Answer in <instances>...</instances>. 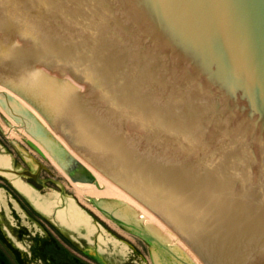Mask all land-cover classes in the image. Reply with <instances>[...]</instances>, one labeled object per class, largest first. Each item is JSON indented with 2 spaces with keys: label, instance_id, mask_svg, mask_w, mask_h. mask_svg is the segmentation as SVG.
Here are the masks:
<instances>
[{
  "label": "water",
  "instance_id": "1",
  "mask_svg": "<svg viewBox=\"0 0 264 264\" xmlns=\"http://www.w3.org/2000/svg\"><path fill=\"white\" fill-rule=\"evenodd\" d=\"M0 17L31 58L0 101L86 163L95 182L81 165L78 184L123 189L162 219L90 197L134 225L117 223L153 264H264V0H0ZM54 73L82 102L55 100Z\"/></svg>",
  "mask_w": 264,
  "mask_h": 264
},
{
  "label": "rangeland",
  "instance_id": "2",
  "mask_svg": "<svg viewBox=\"0 0 264 264\" xmlns=\"http://www.w3.org/2000/svg\"><path fill=\"white\" fill-rule=\"evenodd\" d=\"M5 108L1 105L0 107V156H5L4 154H12L15 155L16 158V168H25L27 163L22 160L21 158V153L23 154L24 151H29L30 153H33V150L28 149L25 147L24 140L25 139H32L29 136L24 138V133H23V126L13 117L10 116L6 111ZM10 116V117H9ZM11 129V130H10ZM6 136H10L9 140L11 141L13 139L14 142H10ZM36 141V140H35ZM36 143H38L36 141ZM17 147V150L15 147ZM1 158V157H0ZM44 162L48 163V166L55 170L57 177L60 179H63V176L61 175L60 172L57 171L55 168L56 164H51L47 159L44 158ZM60 174V175H59ZM13 177V182L17 179H23L26 181L25 178H20L17 175L12 176ZM52 189H58L57 186L54 185H48ZM10 188H12L6 180L2 182V188L0 190V203L2 200L3 203V208H8V205L6 203L5 196L8 199H16L17 201H20V196H18L16 193H14ZM48 191H51L49 189ZM72 190H67V195L71 196L72 195ZM78 198V197H77ZM12 201L13 207L16 209L20 215H23L24 213L22 212V209H27L24 205L20 204L17 205L14 200ZM23 203V202H22ZM90 203V202H89ZM89 203L82 202L80 201L82 209L87 213L88 216L91 217V220L94 223H98L100 228L98 231L93 230L92 235L93 237L95 236L96 239L90 240L87 239L86 245L91 249L95 248L100 251V254L102 253L104 255V259L108 261V264H153L147 243L144 241V239L135 234L132 233L119 224L115 223L112 221L107 215L103 214L100 210L94 209ZM32 217L35 215L31 214ZM5 225L8 226L7 221H3ZM8 228V227H7ZM9 229V228H8ZM84 229V228H83ZM52 231V236L54 238L59 237L57 235L56 231L54 232L53 229H50ZM70 231V230H69ZM96 231V232H95ZM81 232V231H78ZM78 232L71 231L73 235H81ZM100 232V235H96V233ZM72 234L71 237L73 236ZM67 236H70L69 233H66ZM84 235V233H83ZM85 236V235H84ZM60 238V237H59ZM61 245H63L69 252L70 250L73 251L74 247L70 244H68L64 239H59ZM88 243V244H87ZM84 245H82L83 247ZM70 248V250H69ZM76 250V249H74ZM58 258L56 260L57 263H63V253H57ZM70 254H72L70 252ZM80 254V253H79ZM73 255V254H72ZM65 260H67L66 256ZM83 257H79V261H81ZM53 262V261H52ZM83 264H93L92 261L87 260L83 262ZM96 264V263H94Z\"/></svg>",
  "mask_w": 264,
  "mask_h": 264
},
{
  "label": "bare ground",
  "instance_id": "3",
  "mask_svg": "<svg viewBox=\"0 0 264 264\" xmlns=\"http://www.w3.org/2000/svg\"><path fill=\"white\" fill-rule=\"evenodd\" d=\"M0 107H1V104H0ZM23 129H24L23 133L25 135L33 136L25 128ZM47 155L51 157L49 153ZM0 157H1L0 164L8 163V159L6 156H0ZM55 163H56L55 168L57 169V171L68 178L67 173L61 168V166L57 162ZM67 183L70 187V190H72L73 192L71 196L65 194L64 191L61 190L56 195H53V196L48 195L46 197L47 200L42 199L38 194L34 193L31 188L27 186H23L19 182H18V185L22 187V190L28 194V196L34 201V203L39 202L42 207L43 206L47 207L48 211L54 212L52 210V205H54L56 207V210L54 213L57 214V219H58L59 224L65 225L66 227L71 228L74 231H79L81 228H84V235L85 237H87V239H90V240H92L91 235H92L93 230L98 231L100 228L99 224L97 222L94 223L91 220V217L87 215V213L82 209L81 204H80V201L86 202V203L90 202L89 204L92 207H94V209L98 210L95 207V204L91 203L90 197L120 198L142 209L141 211L142 214L153 215L149 210H147L145 207L140 205L137 201L132 199L130 196L127 195V193H125L122 190L108 187V186H103V185L81 186L77 182H74V183L67 182ZM154 216L156 215L154 214ZM96 235H100V232L99 233L97 232Z\"/></svg>",
  "mask_w": 264,
  "mask_h": 264
},
{
  "label": "flooded vegetation",
  "instance_id": "4",
  "mask_svg": "<svg viewBox=\"0 0 264 264\" xmlns=\"http://www.w3.org/2000/svg\"><path fill=\"white\" fill-rule=\"evenodd\" d=\"M29 156H31L29 158V161H31L33 155L29 154ZM37 156L39 157V155H37ZM21 158H22V160H24V158L22 156H21ZM34 174H35V178H33V179L32 178H28L27 180L29 182H31L35 187H37L40 192L44 193V189H43V185L44 184L52 183L53 185H57L55 180L52 177H50L49 170H47L41 163H37L35 165ZM10 186L12 187L11 188L12 190H15L25 200V202L27 203V205L29 207H31L36 213L41 214V212L39 210H37L30 202L27 201L26 196L22 192H18V190L13 185H10ZM59 188L62 190L61 187H59ZM44 236H46V233L44 234ZM33 238H37V236L34 235ZM29 247L33 248V245H29ZM1 261H2V259H1ZM39 263L40 264H50L51 260L43 258V259H39Z\"/></svg>",
  "mask_w": 264,
  "mask_h": 264
}]
</instances>
